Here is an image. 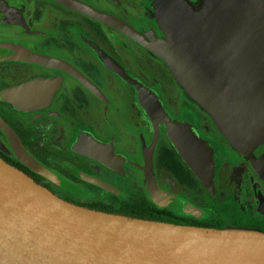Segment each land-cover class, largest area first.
Masks as SVG:
<instances>
[{
	"label": "flooded vegetation",
	"instance_id": "1",
	"mask_svg": "<svg viewBox=\"0 0 264 264\" xmlns=\"http://www.w3.org/2000/svg\"><path fill=\"white\" fill-rule=\"evenodd\" d=\"M156 2L0 0V159L87 208L121 214L138 200L178 224L264 231V141L251 158L235 150L145 45L163 36ZM169 122L211 145L213 191L176 150Z\"/></svg>",
	"mask_w": 264,
	"mask_h": 264
},
{
	"label": "water",
	"instance_id": "2",
	"mask_svg": "<svg viewBox=\"0 0 264 264\" xmlns=\"http://www.w3.org/2000/svg\"><path fill=\"white\" fill-rule=\"evenodd\" d=\"M155 8L163 36L145 45L166 62L231 146L251 158L264 141V0H157ZM93 15L136 36L109 15ZM152 104L145 101L150 114ZM168 125L178 153L213 191L211 145L178 123ZM145 174L149 196L159 203L151 151ZM0 264H264V231L87 208L0 159Z\"/></svg>",
	"mask_w": 264,
	"mask_h": 264
},
{
	"label": "trees",
	"instance_id": "3",
	"mask_svg": "<svg viewBox=\"0 0 264 264\" xmlns=\"http://www.w3.org/2000/svg\"><path fill=\"white\" fill-rule=\"evenodd\" d=\"M146 205H147L146 202L142 203V202L136 200L135 204L134 205L132 204V206L129 207L126 211L124 210V212H118V213L125 214V215H128L130 217H137V218H141V219H148V220L170 222V223L178 224L177 222H174L171 220H166V219H164L158 215L151 213L150 210L148 208H146ZM181 225H186V224H181Z\"/></svg>",
	"mask_w": 264,
	"mask_h": 264
},
{
	"label": "rangeland",
	"instance_id": "4",
	"mask_svg": "<svg viewBox=\"0 0 264 264\" xmlns=\"http://www.w3.org/2000/svg\"><path fill=\"white\" fill-rule=\"evenodd\" d=\"M227 227V226H224V228ZM215 228V227H214Z\"/></svg>",
	"mask_w": 264,
	"mask_h": 264
}]
</instances>
